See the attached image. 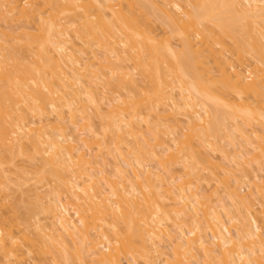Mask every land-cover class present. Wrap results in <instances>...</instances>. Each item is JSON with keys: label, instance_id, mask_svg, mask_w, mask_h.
<instances>
[{"label": "bare ground", "instance_id": "6f19581e", "mask_svg": "<svg viewBox=\"0 0 264 264\" xmlns=\"http://www.w3.org/2000/svg\"><path fill=\"white\" fill-rule=\"evenodd\" d=\"M0 22V209L13 200L10 172L24 171L4 167L18 156L39 162L37 186L52 192L33 187L49 221L26 216L35 221L30 232L43 234L36 239L0 212V264H25L36 251L50 259L32 254L30 264H264V211L254 209L264 184L245 196L231 185L264 181L260 167L248 169L264 163V142L257 151L256 131L242 129L255 122L264 133V0H0ZM104 79L114 95L97 92ZM162 114L181 115L187 126V134L179 120V133L166 127L164 148L159 125L149 122ZM201 147L218 150L223 163L200 156ZM94 153L112 157L110 174L100 169L103 158L99 167L91 162ZM150 179L158 184H143ZM206 180L228 205L204 202Z\"/></svg>", "mask_w": 264, "mask_h": 264}, {"label": "rangeland", "instance_id": "374dc122", "mask_svg": "<svg viewBox=\"0 0 264 264\" xmlns=\"http://www.w3.org/2000/svg\"><path fill=\"white\" fill-rule=\"evenodd\" d=\"M18 24H16V22H11V23H8V24H11V26L13 25H20L21 23L20 22H17ZM23 23V22H22ZM24 24V23H23ZM0 25H4V23H2V22H0ZM15 25V26H16ZM16 28V27H15ZM164 36H167L166 34L164 35ZM79 45V44H78ZM80 46H78V48H79ZM97 55H101L100 53L99 54H97ZM99 58L101 57V56H98ZM234 60H235V58H233ZM232 59V62L234 63L235 61ZM235 64H237V62H235ZM213 71H214V69H213ZM252 74V75H250V74ZM246 75H250V76H248L249 78L250 77H253V72H252V70H248V72H246L245 73V76ZM216 75H215V78H213V79H216ZM247 77V76H246ZM218 78V77H217ZM108 82H106L105 81V79H104V81L106 82V84L104 85L102 82V84L104 85V86H101L100 87V84H99V86H98V84L96 85V88L98 89V91L97 92H107V94H108V96H111V93H113V95L116 93L115 92V90H114V88H115V84H114V82L112 81V80H110V79H106ZM101 84V85H102ZM114 84V85H113ZM208 84H209V86L211 87L212 85H210V83L208 82ZM103 87H105V90H102L101 91V89H103ZM212 87H214V85L212 86ZM96 89V90H97ZM212 91L213 90H216L215 88L213 89H211ZM213 92H215V91H213ZM217 93V92H216ZM112 95V96H113ZM117 96V95H116ZM114 97V96H113ZM105 102V101H104ZM106 103V102H105ZM103 105H104V103H102ZM105 110V111H104ZM108 110H107V108L105 107L104 108V106L102 107V111H101V114L102 115H106ZM105 112V113H104ZM104 113V114H103ZM95 114H91V120H90V122H91V124H93V126H94V129L96 130V131H99L100 129V125L102 124L101 123V120L99 119H97L98 117L95 115ZM181 115H182V113H181ZM180 115V116H181ZM66 117H68V115H65ZM175 115H166V114H162V115H160V117H158L159 119H156V117H155V119L156 120H153L152 119V117H154V116H151V118L149 119L150 121V124H152L151 126H156V124H158L159 125V128H160V130H158V132H160V135H162V141H161V143H163V139H164V142H165V144L163 145V148L164 147H167V146H169V143L167 142V138L169 137V135H168V131H165V129H166V127H168V126H170V127H168V128H172V129H174V127H175V130H176V132L177 133H179L178 132V129L176 128V126H178L177 124H175V122L176 121H178L179 119L181 120V121H184V119H181L182 118V116L180 117L179 116V118H178V120L176 119V118H171V117H174ZM65 117V119H66V121L68 122V120H67V118ZM180 120L178 121V123L180 122ZM161 121V122H160ZM185 122V121H184ZM177 123V122H176ZM181 123V122H180ZM162 124V125H161ZM165 124H168V125H165ZM183 124H185V123H183ZM253 124L255 125V124H258V123H249V124H247V125H245V128L244 127H242V124H240L241 125V127H242V129H247V130H249L250 131V129H254L255 131H256V135H258L259 137V139L257 138L256 140H253V145L254 146H256L257 147V151H260V149H258L259 147H262L263 146V142H264V133H263V131H260L261 129H260V127L258 128V125H255V126H253ZM68 125V124H67ZM67 125L65 124V128H66V131H65V134H68V133H70V129H71V127H70V125L68 126V128H67ZM140 125V127H141V129H140V131L139 132H141V133H148V131H146V126H145V124H139ZM180 125V127L179 128H183V127H185L186 125H182V123L181 124H179ZM162 126V127H161ZM172 126V127H171ZM247 126V127H246ZM252 126V128H250ZM187 127V126H186ZM185 127V128H186ZM181 128V129H182ZM185 128H183L182 130V133L181 134H187V129H185ZM250 128V129H249ZM99 129V130H98ZM143 129V130H142ZM185 129V130H184ZM260 129V130H259ZM161 131H162V133H164V134H161ZM164 131V132H163ZM166 132V133H165ZM147 133H146V135H147ZM165 134H167V136L165 135ZM177 135V134H176ZM178 135H180V134H178ZM234 136H235V142L237 143V144H240V142H241V138H240V134H238V133H235L234 134ZM148 137L151 139V134L149 133L148 134ZM161 137V136H160ZM237 138V139H236ZM166 140V141H165ZM179 140L180 141H183L184 139H182V138H179ZM261 140V141H260ZM262 140H263V142H262ZM227 140H225V142L224 143H227L226 142ZM256 141H258L257 142V144H256ZM259 142H260V144H259ZM195 143H196V141H195ZM110 145H112V144H110ZM222 145H224V147H225V145H227V144H222ZM253 146V147H254ZM110 148H111V146H109ZM226 147H228V145L226 146ZM204 148H206V147H204ZM263 148V147H262ZM250 149V148H249ZM200 150V152H204V153H210V151L208 150V149H202V147L199 149ZM229 150H231V147H228L227 148V151L228 152H230ZM157 151L159 152L160 151V148H157ZM170 152H172V151H170ZM167 153V154H164V156H160V159L159 160H161V161H163V160H167L168 161V159H167V156L169 155V154H171V153ZM104 153V152H103ZM201 153V155L200 156H207V154H202ZM94 154H96V153H94ZM211 154H213V153H210V155ZM97 156L96 157H94V158H92V159H90L91 160V162H93L94 163V161H95V164H97V166L98 165H100L101 163L100 162H105V160H106V162H107V164L106 163H104V164H102V166L100 165V169H102V170H104L105 172H108V174H110L111 173V171H112V167H114V161H113V159H112V157L110 156V157H105V158H103L104 157V155H103V157L100 155V154H96ZM107 154H105V156H106ZM109 155V154H108ZM209 155V154H208ZM100 156V157H99ZM166 156V157H165ZM252 156H253V154H252ZM100 158V161H98V159ZM164 157V159L162 160V158ZM210 157H212V159H215V160H211V162L212 163H214V164H219L220 162H222L223 163V161H224V159H223V161H222V159L221 158H223V155L218 151V150H216L215 151V153L213 154V155H211ZM102 158H103V161H102ZM144 160H143V163H145L146 165H148V166H150V167H152V166H154V167H152L151 169H153V168H158L159 170H161L162 168L161 167H158V165L159 164H157L156 162H158L157 161V159H153V161L152 160H148V159H146V158H143ZM148 160V161H147ZM27 161H29V160H27V158H25V157H23V156H18V157H15L14 159H12V161H11V163L10 164H8V165H5L4 167L6 168V166H8V167H14V164H17L16 166H19V165H21V167L23 168V170L25 171H22V173L19 171V173H21V175L23 176V177H26L27 179H29L30 178V176H33L32 178H30V180L28 181V180H26L25 178H23V177H21V175L20 174H18L17 173V171L16 170H14V172H13V174H12V171L10 172V174L9 175H11V177H8V180H7V186H8V189L10 190L9 192H8V190H7V194H10L11 196H13V198L11 197V196H9L10 197V199L12 198L13 200H9V201H11V203L9 204V201L8 202H6V203H4V205H6L7 203L9 204H7L8 206H5V208H3L4 206H2L1 207V209H0V212H2V214L4 215V217H7L8 216V218L7 219H9V218H11V217H13L14 219H15V217H17V219H15V220H17L18 222V224L19 225H22V227L20 226L18 229L20 230V231H22V230H26V227L28 228L27 229V231H29L30 232V230H35L36 228H33L32 226H33V224L35 223V221L36 220H38L39 218V220H40V223L42 222V224H44L45 226H46V224H49V221H47L46 219H44L45 217H43V215L41 216V214L39 215L38 213V211H39V209L37 208L38 206H36V204H35V199L34 198H32L33 197V193H34V191H36L37 189V187H39V188H41L40 186H42V183H40V186H37L38 185V183L40 182V180H39V174L37 175V177H36V175H35V173L32 171V170H34L35 171V168L36 167H38L37 165H38V161L36 162H30L29 161V163L27 162ZM146 161V162H145ZM166 161V162H167ZM169 161H171V160H169ZM172 162V161H171ZM171 162H167L166 164H165V166L164 167H166L167 166V168H170V170H174L175 171V169L177 170V171H175V175L177 176V177H179V176H181L182 175V173H183V171H182V169L179 167L180 165L179 164H177V163H171ZM201 162V166L200 167H202L203 168V166L204 165H202L203 164V162L202 161H199V163ZM25 163H27L26 165H25ZM37 163V164H36ZM98 163H100V164H98ZM150 163V164H149ZM171 163V164H170ZM222 163H220V164H222ZM19 164V165H18ZM144 164V165H145ZM157 164V165H156ZM251 165H249L250 167H248V169H249V171H250V168H251V170L252 171H254L255 172V170L257 169L258 170V167H260L259 169L260 170H264L263 168H264V163H260L259 162V164L258 163H250ZM256 164V167L257 168H255L254 167V165ZM25 165V166H24ZM33 165H36V167L34 168V167H32ZM173 165V167H171ZM263 166V167H261V166ZM26 166H27V168H26ZM207 166V165H206ZM206 166H204V168L206 169V170H210V168H208V167H206ZM7 167V168H8ZM20 166H19V169L20 170H22V168H21ZM96 167V166H95ZM94 167V168H95ZM99 167V166H98ZM34 168V169H33ZM106 170H105V169ZM166 168V169H167ZM16 169V168H15ZM37 170L39 169V168H36ZM96 169V168H95ZM99 169V168H98ZM111 169V170H110ZM110 170V171H109ZM180 170V171H179ZM214 170H216V169H214ZM256 170V171H257ZM179 171V172H178ZM251 171V172H252ZM29 172H30V174L31 175H29ZM171 172H173V171H171ZM254 172H252V173H254ZM27 173V174H26ZM181 173V174H180ZM24 174H26L25 176H24ZM173 174H174V172H173ZM256 174V176L258 177V176H260V177H264V171H262V173L260 172V173H258L259 175H257V173H255ZM263 174V175H262ZM8 175V176H9ZM174 175V176H175ZM204 175H207V173L205 174V172H204ZM251 175H253L254 176V174H251ZM250 175V177H252ZM239 176V175H238ZM237 176V177H238ZM10 179L12 180V181H10ZM236 179H238V178H236ZM28 181V182H25V181ZM150 180L152 181L151 183H150ZM149 181H145V182H143V184H146V185H153L154 183H156V184H158V182H154V180H152V179H150ZM23 181L25 182V184H23V185H21L20 183H23ZM155 181H157V180H155ZM252 181V180H251ZM250 181V182H251ZM8 182H10V184L8 185ZM19 182V183H18ZM147 182V183H146ZM207 182H208V184H207ZM242 182H244V181H242ZM43 183H45V182H43ZM211 183V184H210ZM212 183H214V182H211V181H208V180H206V181H204L203 183L201 182V184L200 185H202L201 186V189H203L202 190V192H201V196H202V198H203V200H204V202L205 201H209V202H207V204H212L213 205V203H217L218 201H220V202H222V203H224V204H226V203H228L229 204V201H228V199L226 198V196H224V194L222 193V188H220V186H218V184H217V186H215L216 184L214 183V184H212ZM239 183H240V180H239ZM237 183V184H231V182L229 183V184H231V185H234V186H236L237 187V191L241 194V195H243V196H245V195H247V193L246 192H248V193H253V191H254V189H255V187L254 186H256V185H260L261 186V184L263 185L264 184V181H259V183L258 182H252V184L251 185H248L249 183L248 182H244L243 183V186L241 185L242 183ZM254 183V184H253ZM18 184H20V185H18ZM156 184H154V185H156ZM212 185V187L210 186V185ZM26 185V186H25ZM45 185V184H44ZM246 185H248L249 187H251V188H249L248 186H246ZM145 186V185H144ZM214 186V187H213ZM239 186V187H238ZM10 187V188H9ZM13 189H12V188ZM21 189V191L19 190V188ZM33 187H36L35 189L36 190H34V188ZM200 187V186H199ZM210 187V188H209ZM218 188L217 189V192H215V190H214V188ZM246 187V188H245ZM48 188H49V190H48ZM241 188V189H240ZM248 188V189H247ZM44 189H46V190H44ZM244 189V190H243ZM250 189V190H249ZM27 191L28 190V193L27 194H25L26 192H24V191ZM39 190H43L42 192L41 191H39L40 192V194L42 195V193H43V197L46 195H52V192H50V190H51V188H50V186H49V184L48 183H46V188L44 187L43 189L41 188V189H39ZM214 190V191H213ZM221 190V191H220ZM30 191V192H29ZM201 191V190H200ZM219 191H220V193H219ZM255 191L257 192V187H256V189H255ZM254 191V192H255ZM20 192V193H19ZM47 192V194H45ZM48 192H50V194H48ZM162 192V191H161ZM212 192H214V194L212 193ZM21 193H23L24 195H23V197H20V196H22V194ZM45 194V195H44ZM203 194H204V196H203ZM261 194H263V192L261 193ZM261 194H259L258 196H261ZM256 195V194H255ZM264 195V194H263ZM27 196V197H26ZM45 196V197H46ZM49 196H47V197H49ZM161 196H163V195H161ZM254 196V195H253ZM15 197V198H14ZM157 197V199L160 197V195H157L156 196ZM205 197H207V198H205ZM225 197V198H224ZM258 198H260V197H258ZM45 200H47L46 198H44ZM222 199L224 200V202L222 201ZM248 199H250V200H252L253 199V197L251 196V197H249ZM247 199V200H248ZM263 199H264V197H263ZM263 199H262V201H263ZM227 200V201H226ZM255 200V199H254ZM259 200H261V198L259 199ZM13 201V202H12ZM211 201H213V202H211ZM262 201H259V203L257 202V200L256 201H254V204H255V207L256 208H254V209H257V210H255V211H257V212H260V211H264V206L262 205V206H260V203H262ZM158 202L159 203H161V207H162V210H164V212L166 211V214H170V210H171V208H170V206H169V203L167 202V200H161L160 198L158 199ZM165 202H167V205L169 206V207H167L166 206V204H165ZM220 202H218V203H220ZM252 202V201H251ZM217 203V204H218ZM228 204H226V205H228ZM212 205H210V206H212ZM11 206V207H10ZM164 206H166V207H164ZM214 206H216V205H214ZM260 206V207H259ZM261 207H263V209L261 208ZM3 208V209H2ZM10 208H11V210H10ZM164 208V209H163ZM228 209H229V206L227 207ZM261 208V209H260ZM2 210V211H1ZM13 210V211H12ZM258 210H260V211H258ZM11 213H9V212ZM233 211V210H232ZM31 212V213H30ZM15 213V214H14ZM37 213V214H36ZM263 212H261V215H263L262 214ZM31 214V215H30ZM72 214V210H71V208H69V215H71ZM14 215V216H13ZM36 215V216H35ZM260 215V216H261ZM26 216H31L30 217V219L29 220H35L34 222L33 221H27V218L28 217H26ZM36 218H35V217ZM26 217V218H25ZM33 217H34V219H33ZM262 218H264L263 216H261ZM12 220V218L10 219V220H12L13 221V223H15L16 224V222H14L15 220ZM42 219H43V221H42ZM24 220V221H23ZM26 220V221H25ZM23 222V223H22ZM26 222V223H25ZM28 222V223H27ZM17 224V225H18ZM25 224H26V226H25ZM27 224H29V225H27ZM18 225V226H19ZM31 225V226H30ZM41 226H43V225H41ZM24 228V229H23ZM32 228V229H31ZM22 229V230H21ZM28 232V233H29ZM36 234L38 233V234H41V233H39V232H37V231H34ZM32 233V234H31ZM35 233H33V231H31L30 232V235H33V236H31L32 238L33 237H35L36 235H35ZM44 233V232H43ZM38 234H37V236H38ZM41 235H43V234H41ZM41 238V237H40ZM45 238V237H44ZM44 238H43V236H42V239H43V241H45L44 240ZM34 239V238H33ZM35 239H36V237H35ZM46 239V238H45ZM38 240V239H37ZM160 240V239H159ZM165 240V238H163L162 239V242H164V243H167V241L165 242L164 241ZM39 241V240H38ZM49 241V240H48ZM40 242V241H39ZM47 243V242H46ZM49 243V242H48ZM71 252H73V251H71ZM32 254H35V258L37 259H40L41 258V260L42 261H44V262H46V261H49V260H47V259H50V257H48V258H46L45 259V257H47V255L45 256V255H39V256H37L38 254H37V251L36 252H33ZM29 255V256H31V257H33V255ZM70 254H72V253H69V257H71L70 256ZM27 257V260H26V262H24L25 264H30L32 261H35V259L34 258H31V257ZM74 257V256H73ZM31 258V259H30ZM71 260L72 259H74V258H70ZM139 259V258H138ZM140 259L142 260V261H144L143 260V257H140ZM139 259V260H140ZM87 260V259H86ZM88 261H89V263H86V264H93V263H91L90 262V260L88 259ZM88 261H86V262H88ZM74 262H76V264H78L77 263V261H74L73 260V262L71 261V263H73L74 264ZM198 262V261H197ZM200 262V261H199ZM141 263H143V262H141ZM195 264V263H194Z\"/></svg>", "mask_w": 264, "mask_h": 264}]
</instances>
